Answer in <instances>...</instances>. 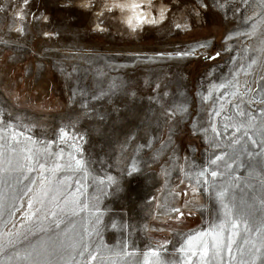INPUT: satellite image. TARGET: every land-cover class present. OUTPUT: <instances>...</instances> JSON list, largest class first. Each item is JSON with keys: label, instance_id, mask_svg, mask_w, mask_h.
Returning a JSON list of instances; mask_svg holds the SVG:
<instances>
[{"label": "rangeland", "instance_id": "obj_1", "mask_svg": "<svg viewBox=\"0 0 264 264\" xmlns=\"http://www.w3.org/2000/svg\"><path fill=\"white\" fill-rule=\"evenodd\" d=\"M108 1L0 0V166L9 169L0 233H11L5 243L36 233L0 253V264H41V243L61 241L81 244L79 264L89 252L92 264H145L149 250L184 264L188 238L225 221L221 190L225 236L260 264L264 0H148L135 28ZM30 154L45 171L28 172ZM71 158L85 170L68 168ZM73 193L88 209L37 232L77 210Z\"/></svg>", "mask_w": 264, "mask_h": 264}, {"label": "snow or ice", "instance_id": "obj_2", "mask_svg": "<svg viewBox=\"0 0 264 264\" xmlns=\"http://www.w3.org/2000/svg\"><path fill=\"white\" fill-rule=\"evenodd\" d=\"M26 2H27V0H25V3ZM131 7L136 8V7H139V5L133 4ZM143 22H145V23H156L155 20L143 21ZM127 23L129 26H131L133 28L139 26L138 24H133V19L131 17L127 20ZM255 29H256V26L253 25V33H251L252 35L255 34ZM221 86H223V85H221ZM61 134H62V136L67 135V133L65 132L64 129H61ZM253 143H255L254 140H253ZM220 159H221V157L218 156L216 158V160H212L210 163L212 165H215L217 163V160H220ZM26 160L27 161H34V164H29L28 169H27L28 172H32L34 170L35 164H39V167H40L42 172L46 170L45 164L40 163V159L38 156H34V155L30 154L26 157ZM73 162L75 164V168L72 169L74 172L85 170L86 161H84L83 159L71 158L69 160L67 167L71 169ZM61 167L62 166L60 164H57L56 167L54 169H52V171L59 172L61 170ZM135 170H136L135 167H133L132 171H135ZM8 174H9V169L5 168L3 166H0V185L4 184L6 182L5 177ZM20 174L23 175L22 172ZM129 174H131V173H129ZM200 175H203V172L200 173ZM211 176L216 177L217 172L212 171ZM29 179H31L30 176L25 177V180H29ZM109 179H111V178H109ZM34 182L35 181H33V183ZM61 183H65V181H61ZM74 183L77 185L75 192L80 193V195H83V189H81L79 187V185L81 184V181L76 180V181H74ZM29 191H31V189H29ZM43 195L45 197H47L49 195V192L45 191L43 193ZM73 196H74V200L72 201V203H74L75 205L78 206L77 210L65 212L63 218L57 217L47 227H41V228L37 229V232L47 233L50 231L60 230L62 225L65 223V220L69 216H76V215H78V214H80V213H82L88 209L89 205L87 203H85L84 201H82L79 198V196H76L75 193H73ZM227 197H228V191L227 190H221V191H218L216 193V199L221 203V206L224 208L225 221L220 223V224L212 225L209 230L201 232L197 235H192L188 238V240L186 241V244L180 250L182 252L185 251V249L187 250L186 259L184 261V264H214V260L216 257L220 258V264H225V259L227 260V264H233V261L236 258V255L233 252L234 247L236 248V252L241 257L240 264H247V262L245 260H243V256L245 255L243 247L240 246L239 244H237L233 240L231 234H229L226 237L225 233H224L225 226L228 223L227 218H228L229 213L231 211L229 209L228 205L224 203V201L227 199ZM4 200H5V193H4L3 187H0V210H2V208H3ZM40 203L43 204L44 201L41 200ZM32 206H33V202L30 199L28 201L29 209H31ZM61 211L64 212L63 209ZM56 215H57L56 213H52L53 217H56ZM28 219H31V217H29ZM70 222L71 221L69 220V223ZM113 227L115 228L117 226L114 224ZM231 228H232L233 232H237L238 225L233 223L231 225ZM247 230L248 229L246 226L245 231H247ZM259 231L260 230H258V232ZM5 235L11 236V233H0V253L6 251L8 248L15 247L18 243L28 242V236L32 235L33 237H35L36 233H33L30 230L29 233L24 234L22 236V238H20V239H9L6 243L4 242V239H3ZM89 235H91V233H89ZM17 237H20L19 233H17ZM245 243H247V241H245ZM33 248L35 249V246H33ZM80 248H81V244L79 242H74L71 245H64L63 241H61L60 244L52 245V246H50L47 242H42L40 245V251L37 252L36 254H37V256L43 257L41 264H79L78 261H75V255L77 254V250ZM123 248L126 249L127 245L126 244L123 245ZM256 251L258 253H260V249H257ZM85 252H89V248H88L87 244L83 245V250L79 251L78 254L81 257H83L85 255ZM66 253H67V256H65ZM225 253L227 254L226 257H225ZM31 255H32V253L30 252L25 257H23V259L27 260L28 257ZM117 255L119 256L121 254L117 253ZM123 255L126 257L129 255H135V253H129L127 251H124ZM260 255L262 257L260 260V264H264V253H260ZM57 256H58V260H57ZM144 256H145V264H149L150 258H155L152 261V264H163V262L160 260V254L157 250H149V252L144 253ZM193 257H197L198 262L196 260H193ZM96 259H97V254L89 252V259L87 260L86 264H92V261H95ZM113 264H115V262H113Z\"/></svg>", "mask_w": 264, "mask_h": 264}, {"label": "bare ground", "instance_id": "obj_3", "mask_svg": "<svg viewBox=\"0 0 264 264\" xmlns=\"http://www.w3.org/2000/svg\"><path fill=\"white\" fill-rule=\"evenodd\" d=\"M144 2H148V0H112V1H108L107 3H105L104 6L108 7L109 9H115L116 12H119L121 23H124L127 26H129L127 23V20L130 17L133 19V24H138L140 20L142 19L144 12H146V10L140 7V4ZM133 4L139 5V7L132 8L131 6ZM158 8H160V6Z\"/></svg>", "mask_w": 264, "mask_h": 264}]
</instances>
